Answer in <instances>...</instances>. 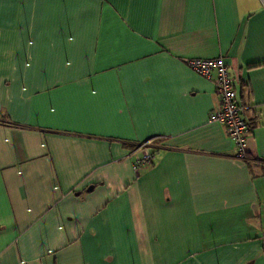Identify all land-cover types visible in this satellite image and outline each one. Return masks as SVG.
Listing matches in <instances>:
<instances>
[{"label":"crops","instance_id":"obj_1","mask_svg":"<svg viewBox=\"0 0 264 264\" xmlns=\"http://www.w3.org/2000/svg\"><path fill=\"white\" fill-rule=\"evenodd\" d=\"M0 264H264V0H0Z\"/></svg>","mask_w":264,"mask_h":264},{"label":"built area","instance_id":"obj_2","mask_svg":"<svg viewBox=\"0 0 264 264\" xmlns=\"http://www.w3.org/2000/svg\"><path fill=\"white\" fill-rule=\"evenodd\" d=\"M188 65L206 79L213 80L216 94L220 98V106L210 115V120L224 124L229 136L238 147V155L245 158L248 152V122L243 116L242 107L237 100L234 80L230 76L229 68L222 58L205 59L193 58L187 61ZM151 141L140 143L134 162L136 172L152 164L154 155L149 146Z\"/></svg>","mask_w":264,"mask_h":264},{"label":"trees","instance_id":"obj_3","mask_svg":"<svg viewBox=\"0 0 264 264\" xmlns=\"http://www.w3.org/2000/svg\"><path fill=\"white\" fill-rule=\"evenodd\" d=\"M154 155V154H153Z\"/></svg>","mask_w":264,"mask_h":264}]
</instances>
